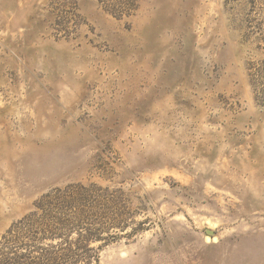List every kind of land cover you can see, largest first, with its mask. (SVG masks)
<instances>
[{
  "label": "rangeland",
  "instance_id": "rangeland-1",
  "mask_svg": "<svg viewBox=\"0 0 264 264\" xmlns=\"http://www.w3.org/2000/svg\"><path fill=\"white\" fill-rule=\"evenodd\" d=\"M27 262L264 264V0H0V264Z\"/></svg>",
  "mask_w": 264,
  "mask_h": 264
},
{
  "label": "trees",
  "instance_id": "trees-1",
  "mask_svg": "<svg viewBox=\"0 0 264 264\" xmlns=\"http://www.w3.org/2000/svg\"><path fill=\"white\" fill-rule=\"evenodd\" d=\"M60 191L59 190H57V193H59ZM57 193H55V194H52V193H50V194H48V195H46L44 198L45 199H47L45 202H44V204H38V205H36V208H38V209H44V207H49V206H51L52 205V203L54 202V201H57L56 199H59L60 198V196L58 195L57 196ZM52 196V197H51ZM33 217H35V213H32V214H30L29 216H26L23 220H21V221H19L18 222V224H16V225H12L11 226V228L6 232V234L3 236V239H6V238H8V236H10L11 234H12V232H13V229L14 230H16V229H20L19 227L21 226V225H23L25 222L26 223H33ZM26 264H33V263H29V262H27ZM35 264V263H34Z\"/></svg>",
  "mask_w": 264,
  "mask_h": 264
},
{
  "label": "water",
  "instance_id": "water-1",
  "mask_svg": "<svg viewBox=\"0 0 264 264\" xmlns=\"http://www.w3.org/2000/svg\"><path fill=\"white\" fill-rule=\"evenodd\" d=\"M207 233L209 234V235H212L213 233L212 232H210V231H207Z\"/></svg>",
  "mask_w": 264,
  "mask_h": 264
}]
</instances>
